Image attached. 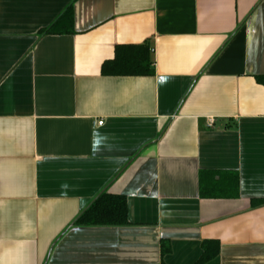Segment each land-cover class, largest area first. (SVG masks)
<instances>
[{
	"label": "crops",
	"instance_id": "1",
	"mask_svg": "<svg viewBox=\"0 0 264 264\" xmlns=\"http://www.w3.org/2000/svg\"><path fill=\"white\" fill-rule=\"evenodd\" d=\"M144 42L153 75L100 74ZM259 75L264 0H0V264H195L204 240L203 264H264ZM102 191L128 224L75 225Z\"/></svg>",
	"mask_w": 264,
	"mask_h": 264
},
{
	"label": "trees",
	"instance_id": "2",
	"mask_svg": "<svg viewBox=\"0 0 264 264\" xmlns=\"http://www.w3.org/2000/svg\"><path fill=\"white\" fill-rule=\"evenodd\" d=\"M72 13L69 7L48 27L41 29L40 34L70 33ZM147 42L137 45H116L111 59L100 66L104 76H150L153 75V60ZM264 86V75L255 77ZM220 174V175H219ZM217 171H201L199 175L200 195L207 198L234 196L237 188V176ZM218 176V180L215 177ZM227 178L225 183L222 182ZM222 182V183H220ZM226 191V192H225ZM78 226H122L128 224L126 199L123 195L100 192L74 220ZM167 248L162 247V252ZM201 255L195 264H203L218 252V242L204 240L201 243Z\"/></svg>",
	"mask_w": 264,
	"mask_h": 264
},
{
	"label": "built area",
	"instance_id": "3",
	"mask_svg": "<svg viewBox=\"0 0 264 264\" xmlns=\"http://www.w3.org/2000/svg\"><path fill=\"white\" fill-rule=\"evenodd\" d=\"M206 122H207V126H211L212 123L214 122V119H213L212 117H209V118H207ZM102 123H103L102 120H96V121L94 122V125H96V126H100V125H102Z\"/></svg>",
	"mask_w": 264,
	"mask_h": 264
}]
</instances>
